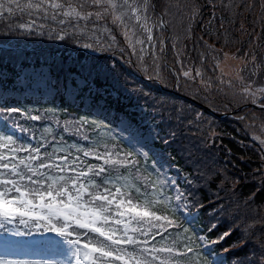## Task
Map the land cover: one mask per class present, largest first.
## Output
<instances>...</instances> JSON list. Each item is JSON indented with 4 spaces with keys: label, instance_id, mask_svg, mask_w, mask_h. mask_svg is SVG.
Returning <instances> with one entry per match:
<instances>
[{
    "label": "snow or ice",
    "instance_id": "snow-or-ice-1",
    "mask_svg": "<svg viewBox=\"0 0 264 264\" xmlns=\"http://www.w3.org/2000/svg\"><path fill=\"white\" fill-rule=\"evenodd\" d=\"M255 6L247 0H0V264H264V83L257 85L264 59L223 52L225 61H242L233 75L215 48L221 36L227 46L226 25H235L240 9ZM205 7L213 12L199 24ZM257 19L264 20V0ZM194 26L215 40L199 37L201 67L185 70L183 41L192 39ZM45 36L99 55L86 57L90 63L74 60L70 84L54 75L55 61L47 72L17 71L25 53L13 38ZM117 54L147 80L180 94L157 100L143 88L129 90L155 101L153 113L167 130L114 111L118 65L109 60ZM209 59L219 76H206ZM69 96L89 101L86 116L56 117L71 116L62 110ZM217 98L225 108L259 107L237 117L247 121L245 134L260 152L248 192L238 191L239 174L195 155L217 135L206 116ZM178 140L186 142L178 151L189 170L173 178L164 149ZM201 213L197 232L192 225Z\"/></svg>",
    "mask_w": 264,
    "mask_h": 264
},
{
    "label": "trees",
    "instance_id": "trees-1",
    "mask_svg": "<svg viewBox=\"0 0 264 264\" xmlns=\"http://www.w3.org/2000/svg\"><path fill=\"white\" fill-rule=\"evenodd\" d=\"M158 4L163 3L164 0H157ZM199 2L203 5L208 4V0H199ZM216 3H219L220 0H215ZM226 3L227 0H224ZM248 3H255V8L251 11H244L243 8L240 9L241 15L236 18V22L234 26L226 25L229 28V36H228V44L225 47V39L221 36L219 42L215 43L216 49H222L220 53V60L223 57V52L228 53H237L238 55L244 56L245 53L254 52L258 57L257 63L260 62L261 59H264V20L257 19L260 15V3L262 0H247ZM213 12L211 7H205L203 9V18L199 20V24H205L210 19V14ZM217 17L220 15V10L216 9ZM226 15V14H225ZM217 24L219 21L217 20ZM241 25L245 31H241ZM3 31V29H0ZM247 33H251L249 36ZM203 36L204 40H207L208 43L212 44L215 40V37L212 39L202 30L199 26H194V36L192 39L184 40L183 43L186 46L184 49V53L182 56L183 63L185 65V70H187V66L195 63L197 67H201V62L199 60L198 52L203 51V48L199 49L194 48V43L196 40ZM257 36H260L261 39L257 40ZM14 40H19V46L32 45L33 47L37 46H47L48 50H39L36 54H40L41 56H36L49 63V65H53L55 61V66L53 68V72L55 76H58L59 79H64V77L68 76L67 69L73 66V61L76 59H82L85 62L90 63L91 61L87 60L88 56H97L96 54H88L86 50L80 48L76 49L75 45L69 43H63L55 40H48L47 37H15ZM121 39V37H118ZM202 44V41H201ZM258 45V46H257ZM75 49V50H74ZM27 54L24 51H21ZM84 55L81 56L80 54ZM23 55V56H25ZM111 56V54H107ZM20 58L19 64H22V61L26 58V60H34V57H24ZM174 59V54L171 51L169 46V51L167 55V62L169 65H172ZM66 61V63H65ZM115 62L118 65V68L113 73L114 82L116 87L113 90L118 92V95L122 98H117L115 100V107H122L125 105H130V103H141L146 105L148 111H150L151 115L158 121L161 128L167 130V125L161 122L160 116L153 113L151 105L155 103L154 100L150 98L137 97L135 95H130L129 90L132 88H143L145 91L152 92L156 99H163L166 96L171 95H180L179 93H175L171 88H164L160 84L155 81L147 80L144 74L137 70V68L126 64L123 60L120 59L117 54L114 57H111L109 60V64ZM212 61L209 59L205 65H203V70L205 71L206 76H219V71L213 73V69L211 67ZM175 68L177 70L180 69V65L176 64ZM61 69H64L61 71ZM167 70L165 71V75H167ZM170 82L174 83L172 77H169ZM127 81V83H126ZM189 103H195L198 108H205V106L198 101L189 100ZM216 104L218 105L214 109H206V116L209 120L214 121V129L217 135L210 139L207 142L206 146H201L198 151H195V155L199 158L200 162L203 164H215L216 167H227L229 173H237L241 177V187L238 191L248 192L254 181L252 179V173L257 170L261 165L260 160V152L257 147L254 146L255 142L252 141L250 135H246L244 131V124L247 122H241L237 119L238 116H242L246 111H255L259 112V107L247 106L237 107L235 104L229 105L227 108L224 107V102L221 98L216 99ZM58 105V104H57ZM29 107H40L39 105H30ZM44 107L49 110V113L52 112V106L44 104ZM67 107V108H66ZM67 112H75L76 110L68 105L63 104L62 110ZM73 109V110H72ZM43 111V109H42ZM78 116H86L83 112L77 111ZM224 114V115H222ZM56 117L65 118L61 116L60 113H56ZM43 127L41 126V131ZM181 143H186L185 141L178 140L171 147L164 149L165 155L169 160V163L173 165L171 171L174 172H185L189 170L185 167L186 161L182 158L184 153L178 151ZM157 148L160 149L161 144H156ZM171 157H175V159H171ZM258 177L256 178V182H258ZM260 197H257L259 201ZM205 220L204 214L201 213L198 221L196 222L198 225L202 226V222ZM193 227V226H192ZM227 227V222L220 225V230L222 231ZM194 229V227H193ZM215 235V233H213ZM239 233H236L232 239H235ZM231 243V240L228 241ZM227 246V244L225 245ZM220 249L218 248L217 251Z\"/></svg>",
    "mask_w": 264,
    "mask_h": 264
},
{
    "label": "rangeland",
    "instance_id": "rangeland-1",
    "mask_svg": "<svg viewBox=\"0 0 264 264\" xmlns=\"http://www.w3.org/2000/svg\"><path fill=\"white\" fill-rule=\"evenodd\" d=\"M31 68L32 67H28V68H25V69H23L22 71L23 72H31ZM250 68H251V66L249 67V69H246L245 70V72L243 73L245 76H247L248 75V71L250 70ZM35 69V68H34ZM37 69H41L42 71H45L46 72V68H38V66H37ZM33 72H40V70H35V71H33ZM261 83H264V69H261V71H260V73H259V77H258V80H257V85L259 86ZM87 94H86V92H85V96H86ZM89 101L87 100V99H85L84 100V104H87ZM136 111L137 112H140L141 113V115H135V119L136 120H143L144 122H145V124L147 125V126H150V127H152L154 130H155V128H156V125L154 124V122L151 120H149V117H148V115L144 112V108H137L136 109ZM142 115H144V116H142Z\"/></svg>",
    "mask_w": 264,
    "mask_h": 264
}]
</instances>
